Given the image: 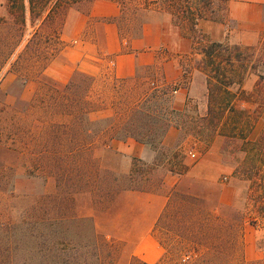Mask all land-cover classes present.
I'll return each instance as SVG.
<instances>
[{
  "label": "trees",
  "instance_id": "16d2710c",
  "mask_svg": "<svg viewBox=\"0 0 264 264\" xmlns=\"http://www.w3.org/2000/svg\"><path fill=\"white\" fill-rule=\"evenodd\" d=\"M91 1L7 0L6 15L0 16V74L10 61V75L15 76L10 85V145H4L0 160V264H116L122 244L100 233L92 216L77 213L76 196L99 195L109 209L125 190L161 192L166 171L184 176L179 155L164 145L172 127L180 131L177 147L190 137L206 145L218 136L224 139V165L234 170L222 182L234 185L238 200L222 216L203 207L206 201L196 185L174 189L155 233L167 231L176 249L194 245L193 252L176 253V264H232L243 225L264 227V127L251 137L264 115V35L247 47L228 39L210 41L201 26L226 23L227 0H139L134 6L137 22L121 23V14L120 33L136 36L145 23L159 18L173 32L191 36L195 47L187 62L180 63L181 81L154 85L143 96L129 84L139 74L113 78L100 88L98 78L76 72L60 84L46 70L64 49L61 35L68 14ZM115 1L123 13L127 0ZM195 73L206 84L201 104L189 98L177 108L175 92L180 87L189 91ZM251 75L257 81L248 93L244 83ZM34 82L36 92L26 99L24 93ZM238 100L251 103L253 111L239 109ZM128 139L158 155L152 162L134 159L130 174L123 176L105 166L97 147ZM170 155L176 170L163 166ZM20 176L32 187L19 189ZM168 253L157 264H168ZM130 264L146 263L132 258Z\"/></svg>",
  "mask_w": 264,
  "mask_h": 264
},
{
  "label": "crops",
  "instance_id": "0c3cea01",
  "mask_svg": "<svg viewBox=\"0 0 264 264\" xmlns=\"http://www.w3.org/2000/svg\"><path fill=\"white\" fill-rule=\"evenodd\" d=\"M227 2L229 16L226 23L205 22L201 26L209 40L224 42L229 38L231 42L233 34L237 33L240 37V41H236L238 45L245 41L252 45L257 43L264 35V0ZM121 14V7L115 0H93L83 10L71 11L61 35L64 49L58 60L48 66L46 74L60 84H67L76 72L94 78L108 76L128 80L145 69L159 72L166 85H177L182 78L179 60L193 51V38L173 32L164 20L147 22L138 35L124 38L118 25ZM188 93L183 87L177 90L174 96L177 108L184 107ZM179 139L180 131L172 127L164 145L167 150L173 149L172 152L179 155L186 166L184 176L166 171L161 192L122 191L114 199L116 209L102 213V220L107 224L104 234L123 246L116 264H130L132 258L146 264L162 261L166 249L155 233L156 225L169 202V195L181 187L185 178L201 182L207 194L199 196L209 201L212 195L217 201V209L236 205L237 189L231 184L225 187L222 182L216 181L215 170L225 168L222 150L217 151L213 143L206 145L192 137L177 147ZM193 150L200 153V160L196 163L189 159L196 156ZM100 156L106 167L123 176L130 174L134 159L149 161L154 158L151 149L134 139L113 140L107 148H103ZM163 166L166 170H176L177 162L171 160L170 155ZM90 216L97 224L100 216ZM258 229L257 226L254 230L245 228L244 258L248 261L264 259L258 246Z\"/></svg>",
  "mask_w": 264,
  "mask_h": 264
},
{
  "label": "rangeland",
  "instance_id": "374dc122",
  "mask_svg": "<svg viewBox=\"0 0 264 264\" xmlns=\"http://www.w3.org/2000/svg\"><path fill=\"white\" fill-rule=\"evenodd\" d=\"M139 0H127L125 3V11L122 13V16L120 18V22L124 23L126 20L131 22L136 21V16L134 15V6L135 4L139 3ZM7 3V0H0V16L6 15V10H5V5ZM85 8L81 7V10H83ZM154 20L157 21H162L159 18H155ZM168 23V21H165ZM169 24V23H168ZM129 32L127 30H125V34H128ZM238 34L234 33L233 34V41H231L232 44H238L237 42L240 41V37L238 38ZM209 39V37H207ZM194 40V39H193ZM229 40V38H228ZM237 41V42H236ZM196 41L194 40V43ZM257 44V43H255ZM253 44V45H255ZM242 46H252V44L248 43V42H244V44H241ZM195 47V44H194ZM194 50V49H193ZM193 53V51L190 54H187L183 57L180 58V63H184L187 62L188 58H190L191 54ZM58 60V57L55 59ZM181 67V65H180ZM183 73V70H182ZM138 80L136 82H130L129 84L134 88V93H137L138 96H143L145 93L149 92L150 88H153L154 85L156 86H162L164 84H166L164 82V78L161 76V74L159 72H156L154 70H145L142 69L140 71V74L138 76ZM15 80V76L14 75H10V61L8 62L7 66L5 67V69L2 71V73L0 74V160L2 161L3 159V147L4 145L8 144L10 145V85L14 82ZM257 81V78L255 75H251L250 77H248V79L245 81L244 83V90L248 93H251L255 83ZM114 82V79L112 77H108V76H103V77H99L97 80V84L98 86L101 88L103 85L105 84H111ZM193 85L191 86L187 99H191L192 104H194L195 101H198L199 104H201L200 101L203 100L204 95L206 93V84H205V79L202 75L195 73L194 76V81H193ZM136 84V85H134ZM38 85L37 82L31 83L26 91H25V98L29 99L30 97H32L34 95V93L36 92ZM184 88V87H183ZM167 89L172 90L171 87L169 86ZM176 96V95H174ZM187 101V100H186ZM5 104H9V107L6 108ZM236 106L241 109V110H245V111H253L254 106L251 103L246 102L245 100H238L236 102ZM264 127V115L262 116V118L260 120H258L255 124L254 127L251 131V137L253 139L256 138V136L260 133V131L262 130V128ZM213 145L214 147H216L217 151L222 150L223 152V147H224V139L222 137H218L217 139H215V141H213ZM103 150V146L99 145L97 147V154L98 156H100V153ZM196 150V149H195ZM170 151H173L170 150ZM194 151V150H193ZM196 152V156L195 157H191L189 159H191V161L193 163H196L200 160V153ZM152 153L154 155V158L152 160H149L147 162H152L155 157L158 155V153H156L155 151L152 150ZM186 157V155H185ZM223 161H224V156H223ZM192 162H188L191 163ZM234 170V166L233 165H228L225 166V168L222 169H218L215 170L216 171V175H217V179L216 181L222 182V178L223 176L227 175H231V173ZM22 171L20 170L19 173H21ZM163 172V171H162ZM174 180V179H173ZM223 186H229L230 184L232 186H234L232 183L227 182V181H223ZM190 184L196 185L197 189H195V191H197V194H207L206 190L203 189V186L201 184V182H195V180L193 178H185L182 181V189L186 186H189ZM40 186V184L38 185ZM32 187V183H30L29 181H27L26 179L22 178L20 176L19 178V189H29ZM218 187V185H217ZM2 198V194H0V200ZM94 198V201H92ZM104 199V198H103ZM101 199V197L98 195V197L96 195H90V194H80L76 196V204H77V213L79 215L82 216H90V214H95V215H99L100 218L97 222V228L98 231L102 234H104L103 230L106 229L107 224H104V221L102 220V213L105 210H109V209H116V206H114L113 204L111 205V207L109 209H107L108 204H105L104 200ZM236 199L238 200V194L236 196ZM237 202V201H236ZM203 205V204H202ZM203 207L211 212H217V214H220L222 216H224V214L227 213V208H219L217 209V201L216 199L211 195L209 201H206L205 204L203 205ZM250 227L251 229H255V226H253L252 224H250L249 222L246 223L245 225H243L242 230H241V237H239L238 239V246H237V252H236V258L234 260V262L232 264H258V262L260 261H255V260H246L244 258V239H245V235H247L245 228ZM254 227V228H253ZM260 232L258 233V246L261 250V252L264 254V227H259L258 229ZM105 235V234H104ZM157 237L159 239H161L164 243V248L166 249V251H168V256L169 259H167L168 264H176L175 257H176V253H178L179 251H188L190 253L193 252L192 247L194 245H181L180 247L177 248V244L175 243V239L168 234L167 231L165 230H159L157 233ZM262 244V245H261ZM122 247V246H121ZM176 249V250H175ZM250 255L251 252H250ZM167 256V258H168ZM264 260V259H263ZM262 261V260H261Z\"/></svg>",
  "mask_w": 264,
  "mask_h": 264
},
{
  "label": "built area",
  "instance_id": "2783aa9c",
  "mask_svg": "<svg viewBox=\"0 0 264 264\" xmlns=\"http://www.w3.org/2000/svg\"><path fill=\"white\" fill-rule=\"evenodd\" d=\"M175 93H177V92H175Z\"/></svg>",
  "mask_w": 264,
  "mask_h": 264
}]
</instances>
